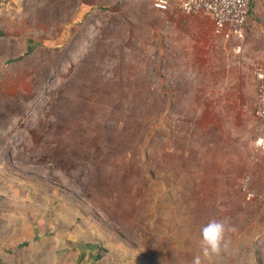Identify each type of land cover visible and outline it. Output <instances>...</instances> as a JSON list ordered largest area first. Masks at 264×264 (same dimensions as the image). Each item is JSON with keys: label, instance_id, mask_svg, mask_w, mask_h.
<instances>
[{"label": "rangeland", "instance_id": "374dc122", "mask_svg": "<svg viewBox=\"0 0 264 264\" xmlns=\"http://www.w3.org/2000/svg\"><path fill=\"white\" fill-rule=\"evenodd\" d=\"M153 2L0 7V264H264V213L240 188L263 181L258 86L217 99L225 56L182 67ZM213 218L224 240L205 256Z\"/></svg>", "mask_w": 264, "mask_h": 264}, {"label": "crops", "instance_id": "0c3cea01", "mask_svg": "<svg viewBox=\"0 0 264 264\" xmlns=\"http://www.w3.org/2000/svg\"><path fill=\"white\" fill-rule=\"evenodd\" d=\"M251 11L249 14L247 24V35L242 42L241 50L236 47L238 42L236 40L226 41L220 36L215 34L213 27L212 17L203 11L187 14L179 12L178 10H169L159 14L156 23L155 36L158 38L160 47H165L166 50L172 53L182 54L186 53V59H178V64L182 61L181 66L186 68L205 67V61L213 50L220 52L225 56L228 61L227 66L229 70L228 75L224 77L226 86L232 88L221 92L217 99L223 101L241 100L243 95L238 92L241 83L247 77L253 78L255 84L256 78L253 76V67H264V0H250ZM153 8L154 2H153ZM202 63L196 64L197 60ZM175 60V59H174ZM238 85V87H236ZM212 95L205 97L203 94L202 99H210ZM213 99H216L213 95ZM236 103V102H235ZM224 111H219L218 115L226 116L225 109L227 103L220 104ZM264 134V133H263ZM253 152V148H252ZM264 162V153H262ZM253 163V161L251 160ZM255 165L257 177L260 178L262 172L260 169L264 164L253 163Z\"/></svg>", "mask_w": 264, "mask_h": 264}, {"label": "built area", "instance_id": "2783aa9c", "mask_svg": "<svg viewBox=\"0 0 264 264\" xmlns=\"http://www.w3.org/2000/svg\"><path fill=\"white\" fill-rule=\"evenodd\" d=\"M154 6L160 11H169L176 6L184 13L199 11L208 13L213 20L214 32L226 41L236 40L237 49L241 50L242 42L247 35V24L251 11L250 0H153ZM5 0H0V7L5 6ZM255 78L257 94L255 103L256 117L264 121V67L256 66ZM264 134H259L254 142L251 160L263 165ZM262 183H256L251 174L242 179L240 188L246 199L255 202L264 213V174Z\"/></svg>", "mask_w": 264, "mask_h": 264}, {"label": "clouds", "instance_id": "9594fccd", "mask_svg": "<svg viewBox=\"0 0 264 264\" xmlns=\"http://www.w3.org/2000/svg\"><path fill=\"white\" fill-rule=\"evenodd\" d=\"M225 224L222 220L210 219L200 229L205 256L219 253L224 240ZM192 264H201L200 257H194Z\"/></svg>", "mask_w": 264, "mask_h": 264}]
</instances>
